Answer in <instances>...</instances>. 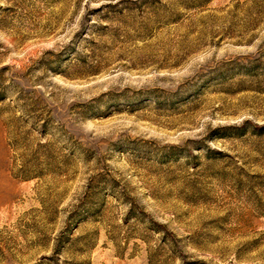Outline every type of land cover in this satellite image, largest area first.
<instances>
[{
  "label": "rangeland",
  "instance_id": "obj_1",
  "mask_svg": "<svg viewBox=\"0 0 264 264\" xmlns=\"http://www.w3.org/2000/svg\"><path fill=\"white\" fill-rule=\"evenodd\" d=\"M0 264H264V0H0Z\"/></svg>",
  "mask_w": 264,
  "mask_h": 264
}]
</instances>
